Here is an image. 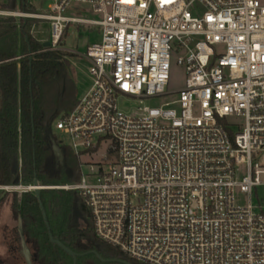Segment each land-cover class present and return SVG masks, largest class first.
<instances>
[{
    "label": "built area",
    "instance_id": "obj_1",
    "mask_svg": "<svg viewBox=\"0 0 264 264\" xmlns=\"http://www.w3.org/2000/svg\"><path fill=\"white\" fill-rule=\"evenodd\" d=\"M52 1L0 11L49 21L46 50L70 24L101 34L85 53L91 88L52 126L100 160L49 188L78 190L95 235L137 262L264 264V0ZM77 5L98 18L66 14ZM174 62L185 85L168 90ZM121 98L140 105L127 113ZM12 188L34 190L0 185Z\"/></svg>",
    "mask_w": 264,
    "mask_h": 264
},
{
    "label": "trees",
    "instance_id": "obj_2",
    "mask_svg": "<svg viewBox=\"0 0 264 264\" xmlns=\"http://www.w3.org/2000/svg\"><path fill=\"white\" fill-rule=\"evenodd\" d=\"M20 1L19 9L17 0L0 8L37 13L30 0ZM19 19L0 15V185L30 186L37 179L45 187L39 199L34 190L14 194L11 210L21 243L33 264H74L72 256L51 242L49 231L80 254L77 264H107L104 259L144 264L95 235L91 210L78 190L49 188L76 184L82 178L80 158L61 145L64 159L59 160L51 140L60 143L53 123L78 102L75 77L67 52L46 50L44 42L32 35L37 19ZM63 36L59 46L64 45ZM0 264L12 263L0 258Z\"/></svg>",
    "mask_w": 264,
    "mask_h": 264
},
{
    "label": "rangeland",
    "instance_id": "obj_3",
    "mask_svg": "<svg viewBox=\"0 0 264 264\" xmlns=\"http://www.w3.org/2000/svg\"><path fill=\"white\" fill-rule=\"evenodd\" d=\"M9 0H0V4H6ZM20 0H17V8H20ZM30 2L36 8L37 13H28L31 15H37L40 12H49L50 5L53 3L52 0H30ZM79 5L72 6L68 9L66 14L70 16H82L84 18H98L97 14H94L90 9L85 7L80 13L76 12ZM0 11H11L1 9ZM16 13H25L21 11H14ZM2 15V14H1ZM7 16V15H6ZM18 22H20L19 16L16 15ZM25 18V17H24ZM31 19H37L34 25L31 27L32 35L40 41H49L52 37V27L50 22L47 20L38 19L35 16H31ZM101 39L100 31L97 27H90L84 24H70L63 36L62 51L67 52L71 63L70 70L74 73L76 94L77 98H82L91 88L93 83L92 75L89 72L90 62L85 57V53L89 44L98 42ZM186 70L185 67L178 65L176 62L173 63L170 71V80L168 90H177L185 85ZM159 99H147L145 105L157 106L160 104ZM140 101L137 99L121 98L119 101L120 108L127 112L132 113L138 106ZM63 113V112H62ZM61 113V114H62ZM60 114V115H61ZM59 115V116H60ZM58 116V117H59ZM57 117V118H58ZM53 133L56 135L58 141H63L64 145L68 144V138L61 131H57L53 128ZM99 154L86 155L80 159L85 164L82 166V173L88 174L90 166L99 161ZM23 192V188H12L0 190V258L11 262L12 264H26L23 254V249L18 234V221L12 213L11 201L14 194L19 195ZM238 202L245 203V196L241 193L237 194Z\"/></svg>",
    "mask_w": 264,
    "mask_h": 264
},
{
    "label": "water",
    "instance_id": "obj_4",
    "mask_svg": "<svg viewBox=\"0 0 264 264\" xmlns=\"http://www.w3.org/2000/svg\"><path fill=\"white\" fill-rule=\"evenodd\" d=\"M26 18V17H25ZM51 44L50 41H45L43 43V46L44 47H49ZM52 140V145H53V151L55 153V155L59 158V160H63L64 159V155H63V150H62V147L60 145V143H58L53 137L51 138ZM33 188H34V192L37 196V198L39 199L40 198V191L41 189H43L44 187L41 186L37 179L34 180L33 184L31 185ZM41 209H42V212H43V215H44V218L45 220L47 221V217H46V212L44 210V207L43 205L41 204ZM47 225H48V228H49V224L47 222ZM49 237H50V240L52 243L58 245L62 250H64L67 254H69L70 256L73 257V260H74V264H77V260H78V256L79 254L75 253L74 251H72L69 247H67L62 241L54 238L53 234L49 231ZM24 258H25V262L26 264H33L32 260H31V256H30V251L25 247L24 245ZM127 264H131V263H128Z\"/></svg>",
    "mask_w": 264,
    "mask_h": 264
},
{
    "label": "flooded vegetation",
    "instance_id": "obj_5",
    "mask_svg": "<svg viewBox=\"0 0 264 264\" xmlns=\"http://www.w3.org/2000/svg\"><path fill=\"white\" fill-rule=\"evenodd\" d=\"M20 240H21V238H20ZM21 244H23V243H21ZM22 249H23V254H24V244H23V246H22ZM78 254V253H77ZM79 256H80V254H79ZM78 256V257H79ZM73 258V257H72ZM74 261V260H73ZM78 261V260H77ZM105 263H107V264H120V263H118V262H114V261H111V260H109V259H104L103 260ZM26 263V262H25Z\"/></svg>",
    "mask_w": 264,
    "mask_h": 264
},
{
    "label": "crops",
    "instance_id": "obj_6",
    "mask_svg": "<svg viewBox=\"0 0 264 264\" xmlns=\"http://www.w3.org/2000/svg\"><path fill=\"white\" fill-rule=\"evenodd\" d=\"M40 13H43V12H40ZM62 48L61 47H59V50H61Z\"/></svg>",
    "mask_w": 264,
    "mask_h": 264
}]
</instances>
